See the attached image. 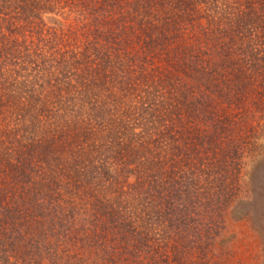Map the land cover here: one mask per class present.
Masks as SVG:
<instances>
[{
  "label": "trees",
  "instance_id": "trees-1",
  "mask_svg": "<svg viewBox=\"0 0 264 264\" xmlns=\"http://www.w3.org/2000/svg\"><path fill=\"white\" fill-rule=\"evenodd\" d=\"M4 114L3 169L37 179L8 181L0 264H204L264 160V0H0Z\"/></svg>",
  "mask_w": 264,
  "mask_h": 264
},
{
  "label": "rangeland",
  "instance_id": "rangeland-1",
  "mask_svg": "<svg viewBox=\"0 0 264 264\" xmlns=\"http://www.w3.org/2000/svg\"><path fill=\"white\" fill-rule=\"evenodd\" d=\"M45 20L48 25H53L54 27H58L60 23H66L58 15H54L53 13H46ZM105 50L106 49L103 51ZM107 50L110 51L109 49ZM40 58L41 57L39 56V59ZM12 69L13 68L11 67L10 70L5 73L8 77H6V79L8 80L14 79V73L16 72ZM26 84L27 86L23 87L22 90L24 91L22 92L24 95H28L29 93L35 95L41 90L38 84V86L30 82H26ZM18 89L21 88L19 87ZM3 109L6 110V108ZM3 116L4 118H2ZM24 122L22 120L23 124H28L27 121ZM20 124V119L17 120V118L11 117L9 114L0 115V142L4 140L5 136H16L17 130L21 133L22 125ZM256 131L263 134L258 142L260 143V148H264V128L259 126L256 128ZM19 133H17L18 136L21 135ZM18 138L21 139V137ZM120 148H122V145H120ZM260 162H262V164ZM263 164L264 160L259 161V163H255L254 165H258L257 170H255L254 166H250L249 157L244 158V162L242 163V173L248 172L249 174H252L257 171V176L251 175L250 183L247 180L241 181V187L235 196V200H237L238 203L235 208H230L232 211H230V209L227 210L228 215L224 219L225 225L221 234L212 236L209 239L205 238L203 239V242H201L202 247H204L203 250H205L206 253V256L204 257V264H264V240L262 238L261 230V225L264 224V182L259 180L258 176L259 169L261 170L264 168V166H262ZM123 165L126 164H121L119 166ZM110 166L114 167V165ZM128 167L129 166H127V168L119 167L117 170L114 169L113 172V174L115 173L118 175L117 180L121 183L119 185L127 186V189H125L127 191L130 189L128 185H131L137 179L133 174L136 172H131ZM133 168L134 166H132V169ZM110 169H112V167ZM106 170H108V168H106ZM9 172V169H3V163L0 160V200L2 201H6V199H8L7 197L10 198V195L8 194L9 191L6 192V189H9L12 185L9 184L8 181L13 183L15 191H17L14 192V189L12 190L14 193L12 197L15 199L18 195L20 187L24 185V182L26 183L37 179L34 174V176L30 174L31 176H24V178H20L22 175L16 174L13 170L12 172ZM8 173L10 175H7ZM247 177H249V175ZM4 180L7 181L5 182ZM109 186L110 189H112L113 184L112 186ZM200 210L202 209H199L198 211L200 212ZM6 231L7 230H5L4 225L0 223V235L3 234V232L6 233ZM67 244L70 245L71 243ZM193 256L194 255L192 254H188V256H186V258L188 257L186 262H193L194 259L197 260L196 258L198 255L196 254L194 258Z\"/></svg>",
  "mask_w": 264,
  "mask_h": 264
}]
</instances>
